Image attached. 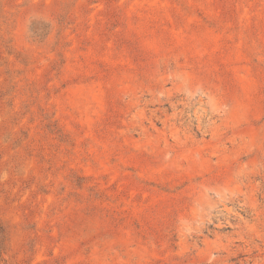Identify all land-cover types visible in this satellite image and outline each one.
Segmentation results:
<instances>
[{
	"label": "rangeland",
	"instance_id": "374dc122",
	"mask_svg": "<svg viewBox=\"0 0 264 264\" xmlns=\"http://www.w3.org/2000/svg\"><path fill=\"white\" fill-rule=\"evenodd\" d=\"M0 264H264V0H0Z\"/></svg>",
	"mask_w": 264,
	"mask_h": 264
}]
</instances>
